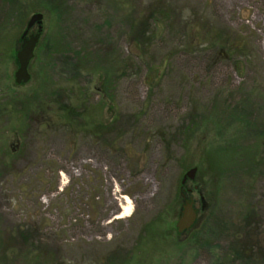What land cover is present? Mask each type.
Segmentation results:
<instances>
[{"label": "rangeland", "instance_id": "374dc122", "mask_svg": "<svg viewBox=\"0 0 264 264\" xmlns=\"http://www.w3.org/2000/svg\"><path fill=\"white\" fill-rule=\"evenodd\" d=\"M263 256L264 0H0V264Z\"/></svg>", "mask_w": 264, "mask_h": 264}, {"label": "water", "instance_id": "95a60500", "mask_svg": "<svg viewBox=\"0 0 264 264\" xmlns=\"http://www.w3.org/2000/svg\"><path fill=\"white\" fill-rule=\"evenodd\" d=\"M41 19H42V13L36 12V13L31 14L26 23V28L22 32L21 46H20V49L17 50L16 52L18 67L14 72V81L17 84L27 82L30 78V74L28 72V65H29L31 58L33 57L34 49H35L36 43L39 38L40 31H41ZM34 24H37V32L35 34H30L26 38L25 36L28 30ZM195 171H196L195 167L188 169L183 175L181 182L183 183L187 178L193 179ZM181 195L183 197V204L181 206V214L178 217L176 224H175L176 229L179 233L188 230L194 224L196 220V216H197L196 210L193 207V202L191 200L190 201L187 200L183 193ZM201 201H203L202 197H201Z\"/></svg>", "mask_w": 264, "mask_h": 264}, {"label": "trees", "instance_id": "16d2710c", "mask_svg": "<svg viewBox=\"0 0 264 264\" xmlns=\"http://www.w3.org/2000/svg\"><path fill=\"white\" fill-rule=\"evenodd\" d=\"M141 24H142V22H141ZM151 77L150 76H147V79H150ZM21 104H23V106L25 107V108H28L29 106H28V104H27V100H22V102H21ZM75 110H77V108H73V109H69L67 112H65V115H64V117L65 118H69V117H72V119L71 120H69V122H67V123H69V125L73 128L74 127V129L76 128V126H75V124H74V122L73 121H75L74 119H76V117L78 118V117H80V113L78 112V111H75ZM194 121L193 122H191L190 124H187V125H184V128H180V130H181V132L182 133H185V131L186 132H188L189 134L190 133H192V130H193V128H195V126H194ZM78 126H80L81 128H84V129H86V128H88V129H90V128H92V127H95V126H93V125H88V124H84L83 122H80V124H77ZM197 127V126H196ZM107 127H105V125H103L102 123L101 124H99V125H96V127H95V129L97 130V129H100V131L102 132V133H105L106 131H108V128H107V130L105 131V129H106ZM105 131V132H104ZM97 134H98V132H97ZM260 136L261 135H263V133H261V134H259ZM97 136V135H96ZM172 136H174V134H172ZM263 136H261V137H259V141H260V139L262 138ZM254 152H255V149H254ZM254 156H255V154H254ZM20 235V237L22 236L23 238H24V236L26 235L25 234V231H20V233H19ZM260 246H258V250H260V248H259ZM258 253V252H257ZM260 253V252H259ZM264 257V256H263ZM52 264H60V263H57V262H52Z\"/></svg>", "mask_w": 264, "mask_h": 264}, {"label": "bare ground", "instance_id": "6f19581e", "mask_svg": "<svg viewBox=\"0 0 264 264\" xmlns=\"http://www.w3.org/2000/svg\"><path fill=\"white\" fill-rule=\"evenodd\" d=\"M125 204L121 207L120 214L117 215V217H125L130 214V203L127 197H124Z\"/></svg>", "mask_w": 264, "mask_h": 264}, {"label": "flooded vegetation", "instance_id": "af4514ba", "mask_svg": "<svg viewBox=\"0 0 264 264\" xmlns=\"http://www.w3.org/2000/svg\"><path fill=\"white\" fill-rule=\"evenodd\" d=\"M29 30H30V29H29ZM29 30H28V32H27V34H26V36H25L26 38H27L30 34H32V33L29 32Z\"/></svg>", "mask_w": 264, "mask_h": 264}]
</instances>
